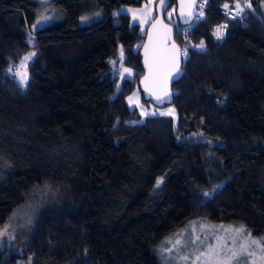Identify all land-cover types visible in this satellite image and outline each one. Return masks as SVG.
<instances>
[{"label":"trees","instance_id":"obj_1","mask_svg":"<svg viewBox=\"0 0 264 264\" xmlns=\"http://www.w3.org/2000/svg\"><path fill=\"white\" fill-rule=\"evenodd\" d=\"M146 1L49 0L56 18L33 30L37 0H0V229L22 212L24 251L0 264H160L155 247L194 219L264 240V0H207L187 26L170 0L177 124L127 102L153 105L138 85L145 31L115 12ZM30 52L22 85L11 71Z\"/></svg>","mask_w":264,"mask_h":264},{"label":"rangeland","instance_id":"obj_2","mask_svg":"<svg viewBox=\"0 0 264 264\" xmlns=\"http://www.w3.org/2000/svg\"><path fill=\"white\" fill-rule=\"evenodd\" d=\"M37 1L40 4V9L33 30L52 22L57 16L55 9L49 4V0ZM155 3V0H147L140 7H121L115 13L129 14L131 22L139 24L144 32L155 14ZM240 12L241 10L239 14ZM168 17H170V13H168ZM31 53L24 56L22 62L11 71L22 85L26 82L22 83L21 75H17V73H26L27 81L26 65L31 59ZM26 57L29 58L25 59ZM120 57H122L121 54ZM113 62L110 61V66L121 79L133 76L132 69ZM125 69H129L130 73L126 72ZM127 102L131 107H137L142 117L152 115V113H156L155 115L168 113L165 116H171L175 124L178 122V115L173 105L147 107L141 104L138 91L130 94L127 97ZM186 135L194 140L202 138L199 132L190 129ZM204 141L212 142L206 138ZM21 213H17L10 224L0 229V250L9 255L24 253L20 242V225L23 224ZM241 229L242 231H238ZM241 245L244 247L241 248ZM234 252L236 253L235 256L233 255ZM155 253L160 264H264V240L253 238L243 227L212 224L203 219H194L166 236L155 247ZM21 264H24V259H21Z\"/></svg>","mask_w":264,"mask_h":264},{"label":"water","instance_id":"obj_3","mask_svg":"<svg viewBox=\"0 0 264 264\" xmlns=\"http://www.w3.org/2000/svg\"><path fill=\"white\" fill-rule=\"evenodd\" d=\"M169 2L156 1L155 16L146 27L139 49L143 68L138 80L139 89L144 99L156 107L172 104V85L184 73L183 49L174 38L176 27L164 18ZM197 4L198 0H175V16L180 26L194 22ZM157 97H160L161 102H158Z\"/></svg>","mask_w":264,"mask_h":264},{"label":"built area","instance_id":"obj_4","mask_svg":"<svg viewBox=\"0 0 264 264\" xmlns=\"http://www.w3.org/2000/svg\"><path fill=\"white\" fill-rule=\"evenodd\" d=\"M207 0H198V4L195 11V19L202 16L203 10L206 7ZM243 8V7H242ZM240 9L236 5H229V8L222 7L221 12L225 17L234 18L239 15ZM194 19V20H195ZM217 28H220L219 38H223L226 35V27L223 25L217 26L214 30V36L217 37Z\"/></svg>","mask_w":264,"mask_h":264},{"label":"snow or ice","instance_id":"obj_5","mask_svg":"<svg viewBox=\"0 0 264 264\" xmlns=\"http://www.w3.org/2000/svg\"><path fill=\"white\" fill-rule=\"evenodd\" d=\"M162 2H163V0H162ZM224 7L227 9V8H229V5H228V4H225ZM236 7H237L238 9H240L241 11H243V9L241 8V6H240L239 4H237ZM248 7H251V5L249 4ZM219 34H220V28H217V37H218V38H219ZM200 47H203V42H201ZM185 52H186V50H185ZM31 55H35V53H31L30 56H31ZM28 58H29V57H26L25 59H28ZM113 63H115V62H113ZM10 71H11V69H10ZM125 71L130 73V70H129V69H125ZM17 75H21V82H22V83H23V82H26V73H25V74L17 73ZM157 100H158V102H161V101H160V97H157ZM155 114H156V113H152V115H155ZM166 114H168V113H160V115H166ZM159 183H160V181L158 180V181H157V185H159ZM205 195H208V194L205 193ZM238 231H242V229H241V230H238ZM177 243H179V241H177ZM243 247H244V245H241V248H243ZM233 255L235 256L236 253L234 252Z\"/></svg>","mask_w":264,"mask_h":264}]
</instances>
